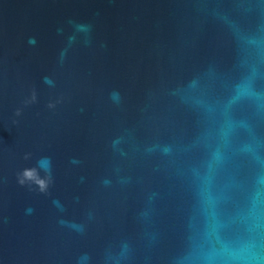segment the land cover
Segmentation results:
<instances>
[{
    "label": "water",
    "instance_id": "95a60500",
    "mask_svg": "<svg viewBox=\"0 0 264 264\" xmlns=\"http://www.w3.org/2000/svg\"><path fill=\"white\" fill-rule=\"evenodd\" d=\"M0 264H264V0H0Z\"/></svg>",
    "mask_w": 264,
    "mask_h": 264
},
{
    "label": "clouds",
    "instance_id": "9594fccd",
    "mask_svg": "<svg viewBox=\"0 0 264 264\" xmlns=\"http://www.w3.org/2000/svg\"><path fill=\"white\" fill-rule=\"evenodd\" d=\"M30 44H35V38H29ZM47 81V78H46ZM111 97L114 101H119V93L113 92ZM34 99V98H33ZM50 108L55 107V105L50 104ZM19 115V112H17ZM26 159L28 156L25 157ZM73 163H77L78 161L73 160ZM40 172L45 173V177L40 176ZM52 180V172H51V159L49 157H42L36 162V166L33 168H25L22 172L17 175V181L20 186L26 185H35L39 191L43 192L49 186V183ZM29 212L32 210L29 209Z\"/></svg>",
    "mask_w": 264,
    "mask_h": 264
}]
</instances>
